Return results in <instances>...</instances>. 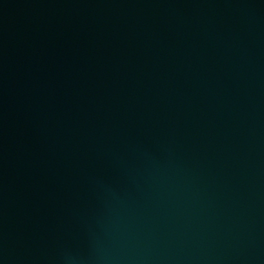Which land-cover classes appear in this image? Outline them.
<instances>
[{
	"label": "water",
	"instance_id": "water-1",
	"mask_svg": "<svg viewBox=\"0 0 264 264\" xmlns=\"http://www.w3.org/2000/svg\"><path fill=\"white\" fill-rule=\"evenodd\" d=\"M0 264H264V0H0Z\"/></svg>",
	"mask_w": 264,
	"mask_h": 264
}]
</instances>
